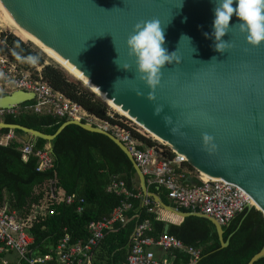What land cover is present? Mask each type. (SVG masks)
Returning <instances> with one entry per match:
<instances>
[{
	"label": "water",
	"instance_id": "water-1",
	"mask_svg": "<svg viewBox=\"0 0 264 264\" xmlns=\"http://www.w3.org/2000/svg\"><path fill=\"white\" fill-rule=\"evenodd\" d=\"M212 7L210 0H0V18L22 27L127 117L184 155L197 171L188 172L186 182L201 185L203 174L233 182L256 202L247 208L264 215V42L248 43L233 26L222 37L229 46L214 51L212 38L202 35L212 31ZM153 18L163 29V47L175 51L178 59L166 63L158 85L149 88L138 78L126 38L137 22ZM237 21L233 16L229 24ZM182 34L190 40L180 39ZM114 60L128 69L118 68ZM34 97L32 91L13 90L0 95V108ZM69 124L112 139L131 160L143 196L182 218H207L221 246L228 245L223 226L213 216L184 211L149 190L129 149L113 133L79 119H66L54 133L0 120V128L49 142ZM168 227L167 222L165 233ZM262 256L264 244L247 264Z\"/></svg>",
	"mask_w": 264,
	"mask_h": 264
},
{
	"label": "trees",
	"instance_id": "trees-1",
	"mask_svg": "<svg viewBox=\"0 0 264 264\" xmlns=\"http://www.w3.org/2000/svg\"><path fill=\"white\" fill-rule=\"evenodd\" d=\"M0 50L12 59L29 58L43 65L42 77L54 89L63 92L78 102L89 113L99 118L119 123L146 145H155L151 137L135 130L130 120L117 113L109 116V104L77 79L70 77L62 67L45 63L38 50L20 37L6 34L0 39ZM5 91H0V95ZM33 100L21 103L13 114L6 112L2 119L27 127L54 133L66 121L49 113H38L24 108ZM20 107V108H19ZM8 128H0L8 132ZM17 136L23 134L14 129ZM35 151L52 144L53 167L37 170L38 158L30 154L22 157L24 141L13 139L7 145L0 144V202L7 203V209L16 210L19 221L33 236L30 249L44 254L54 248L66 233L72 242L88 239V224L92 220L109 217L115 207L125 201L130 207L124 211L125 221L117 220L104 230L103 237L94 246L93 264H126L131 249V234L137 224L148 220L150 229L144 235L158 238L166 221L157 217L152 202L143 203L142 196L126 195L124 192L108 191L112 181H123L126 189L140 194L136 171L126 153L108 136L89 131L76 124L67 125L52 141L43 138L30 139ZM166 156L172 157L169 147L164 146ZM193 173L195 169L186 164ZM149 190L161 195L164 202L175 205L166 191L155 184ZM74 195L73 203H66V196ZM83 198V202L79 199ZM81 205L82 210H78ZM150 208H152L150 210ZM184 211L187 208L179 207ZM180 219V216L160 210V216ZM222 247L214 224L207 218L191 215L180 224L169 223L168 234L184 243L200 248V256L194 264H247L264 244V215L259 209L245 207L228 225H224ZM168 253L171 264H190L189 255L177 249ZM254 264H264V256Z\"/></svg>",
	"mask_w": 264,
	"mask_h": 264
},
{
	"label": "built area",
	"instance_id": "built-area-1",
	"mask_svg": "<svg viewBox=\"0 0 264 264\" xmlns=\"http://www.w3.org/2000/svg\"><path fill=\"white\" fill-rule=\"evenodd\" d=\"M24 61L31 66L35 65L36 69L31 70ZM42 67L43 65H38L26 57L12 59L6 52L0 50V91H5V93L17 89L32 91L35 95L33 102L25 105L24 108L66 119H79L113 133L129 149L135 162L146 176L147 184H155L163 188L167 197L177 207L213 216L224 226L228 225L248 204H251L250 195L244 189L225 179L201 177V185L186 182L185 178L191 171L186 170L188 162L184 155L169 148L173 155L172 157L166 156L165 145H146L119 123H112L89 113L81 104L54 89L44 80ZM16 107L0 108V119L6 112L14 114L18 109ZM108 113L111 117L114 115V113ZM131 126L146 135L139 128ZM15 138L13 130L0 131V144H8ZM21 150L24 159H27L30 154L37 156V170H46L54 165L52 152L48 145L35 151L33 143L25 142ZM107 190L134 195L126 189L121 180L112 181L107 186ZM65 200L68 204L73 203L75 196L67 195ZM79 201L84 200L80 198ZM143 201L145 204L151 202L148 197H143ZM77 207L78 210H82L81 205ZM129 207V203L123 201L113 209L109 217L90 221L88 224L90 236L86 241L72 242L69 235H65L56 245L54 252L35 255L29 247L33 236L19 221L16 211L8 210L7 205L0 202V264H12L8 258L9 254H15L20 264H82L86 261L90 264L91 251L103 237L104 230L117 220L125 221L124 211ZM146 229H150L147 220L135 227L127 264H171L167 258H160L154 247H159L163 251L181 250L191 256V262H196L199 258L200 249L198 247L185 244L179 238L165 232L158 238L146 236L144 235Z\"/></svg>",
	"mask_w": 264,
	"mask_h": 264
},
{
	"label": "clouds",
	"instance_id": "clouds-1",
	"mask_svg": "<svg viewBox=\"0 0 264 264\" xmlns=\"http://www.w3.org/2000/svg\"><path fill=\"white\" fill-rule=\"evenodd\" d=\"M212 3V31L202 35L212 38V47L216 52H222L229 46V42L222 39L230 27L236 26L245 34V40L256 45L264 42V0H210ZM235 5V6H234ZM238 21L229 24L231 17ZM190 40L181 35L180 39ZM164 44L163 29L158 19L145 20L133 25L132 32L126 38L128 54L135 58V68L138 78L149 88L158 85L161 68L171 63L175 51L169 53ZM116 64V60L113 61ZM117 65V64H116ZM118 68L128 69L127 64L117 65Z\"/></svg>",
	"mask_w": 264,
	"mask_h": 264
},
{
	"label": "rangeland",
	"instance_id": "rangeland-1",
	"mask_svg": "<svg viewBox=\"0 0 264 264\" xmlns=\"http://www.w3.org/2000/svg\"><path fill=\"white\" fill-rule=\"evenodd\" d=\"M12 34L16 37H20L21 39H23L24 41H26L28 44L31 45L32 48L36 49L39 51V53L44 57V62L45 63H53V64H56L60 67H62L63 69H65V71L68 73V75L70 77H73L75 79H77L79 82H81L82 84H84L87 88H89L91 91H93L94 93H96L93 89H91L86 83H84L80 78H78L77 76H75L71 71H69L68 69H66L65 67H63L61 64H59L57 61H55L52 57L48 56L47 53H45L38 45H36L32 40H30L28 37H26L24 34L22 33H19L17 31H14V30H9V29H6L5 27H1L0 26V39L2 38V35H6V34ZM24 63L26 64V66L28 68H30L31 70H35V65L34 66H31V64H28L27 62L24 61ZM37 71V70H36ZM99 97H101L98 93H96ZM102 98V97H101ZM103 99V98H102ZM106 101V100H105ZM108 103V102H107ZM109 104V107H110V110L109 112L111 113H117L119 116L121 117H124L128 120H130V124L139 128L143 133H146L147 136L151 137L153 141H156L158 145H165L167 146L166 144H164L163 142H161L162 140L160 138H158L157 136L155 135H152L150 132H147L143 127H141L139 124H137L136 122H134L132 119H130L129 117L123 115L120 110H118L116 107H114L113 105H111L110 103ZM160 139V140H158ZM168 147V146H167ZM197 171H193V173H196ZM11 258L12 259H16V255L15 254H11Z\"/></svg>",
	"mask_w": 264,
	"mask_h": 264
},
{
	"label": "crops",
	"instance_id": "crops-1",
	"mask_svg": "<svg viewBox=\"0 0 264 264\" xmlns=\"http://www.w3.org/2000/svg\"><path fill=\"white\" fill-rule=\"evenodd\" d=\"M0 120H2L3 121V119H2V117H1V119ZM16 135V134H15ZM30 139H32V138H27L24 134H22V135H20V136H17L16 135V138H15V140H18V141H24V143L25 142H31L30 141ZM32 143V142H31ZM2 145H7V144H2ZM49 147H50V145L49 144H47ZM46 145V146H47ZM51 148V147H50ZM22 157H23V155H22ZM24 159V158H23ZM25 160H27V159H25ZM186 170H188V167H187V165H186ZM188 171H190V170H188ZM191 174H197V172L196 173H191ZM109 185V184H108ZM107 185V186H108ZM134 195H137V196H142V199H143V197H148V196H143L142 195V193H140V194H134ZM150 200H151V202L153 203V199L151 198V197H148ZM144 202V201H143ZM3 204H5V205H7V203H3ZM173 205V204H172ZM156 206V205H155ZM174 206H176V204L174 205ZM179 208V207H178ZM160 210H162V209H159L158 207H156V209H155V212H156V214H157V217L158 218H160V219H162V220H164V221H166V223L168 222V223H174V224H180L185 218H182V217H180V219H178V220H176V219H170V218H167V217H164V216H160ZM14 211H16V210H14ZM104 218V217H103ZM102 219V218H101ZM146 221V220H145ZM148 221V220H147ZM138 225V224H137ZM136 225V226H137ZM149 226H150V223H149ZM87 228H88V226H87ZM135 229V228H134ZM89 230V229H88ZM133 232H134V230H133ZM132 232V233H133ZM66 235H69L68 233H66ZM89 236H90V232H89ZM89 236H88V238H89ZM70 237V236H69ZM131 240H132V234H131ZM86 241V240H85ZM77 242H84V241H82V240H79V241H77ZM186 244V243H185ZM189 245V244H188ZM131 246H132V242H131ZM56 247V246H55ZM55 247L54 248H52L49 252H47V253H50V252H54L53 250L55 249ZM94 248V247H93ZM199 248V247H198ZM154 249H155V252H156V254L160 257V258H167L168 259V253H165L162 249H160L159 247H154ZM200 249V248H199ZM131 250V249H130ZM178 250V249H177ZM30 251L33 253V254H35V255H44V254H46V253H44V254H40V253H37L36 251H33V250H31L30 249ZM181 251V250H180ZM129 253H130V251H129ZM129 253H128V255H129ZM94 250L92 249V251H91V255H90V264H93V261H94ZM9 257V259L12 261L11 263L12 264H20V263H18V261H17V259H12L11 258V254H9L8 255ZM127 258H128V256H127ZM189 258H190V264H194L195 262H191V256L189 255ZM82 264H88L87 263V261L85 262V263H82ZM126 264H127V262H126Z\"/></svg>",
	"mask_w": 264,
	"mask_h": 264
},
{
	"label": "bare ground",
	"instance_id": "bare-ground-1",
	"mask_svg": "<svg viewBox=\"0 0 264 264\" xmlns=\"http://www.w3.org/2000/svg\"><path fill=\"white\" fill-rule=\"evenodd\" d=\"M0 26L1 27H5L6 29H11L14 31H17L19 33L24 34L26 37H28L30 40H32L36 45H38L45 53L48 54V56L52 57L55 61H57L59 64H61L63 67H65L66 69H68L69 71H71L75 76H77L78 78H80L84 83H86L91 89H93L96 93H98L104 100H106V102L110 103L111 105H113L114 107H116L118 110H120V112L123 115H127L126 112H124L122 109H120L119 107H117L115 104H113L111 101H109L106 97H104L101 93H99L97 90H95L91 85H89L85 80H83L78 74H76L70 67H68L65 63H63L59 58H57L51 51H49L45 46L40 45L34 38H32L28 33H26L24 31V29L22 27H20L19 25L16 26H9V24H7L6 22H4L1 18H0ZM150 132V131H149ZM151 133V132H150ZM152 134V133H151ZM154 135V134H152ZM157 138V137H156ZM159 138V137H158ZM157 138V139H158ZM160 140V139H158ZM162 142V141H161ZM203 177L206 179L208 176H206L205 174H203ZM251 200V204L254 206L256 205V202L252 199ZM169 212V211H168ZM172 213V212H170ZM175 214V213H174ZM177 215V214H176ZM179 216V215H178Z\"/></svg>",
	"mask_w": 264,
	"mask_h": 264
}]
</instances>
